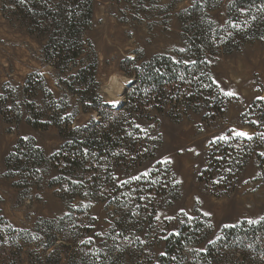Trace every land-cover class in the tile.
Instances as JSON below:
<instances>
[{
	"label": "rangeland",
	"instance_id": "374dc122",
	"mask_svg": "<svg viewBox=\"0 0 264 264\" xmlns=\"http://www.w3.org/2000/svg\"><path fill=\"white\" fill-rule=\"evenodd\" d=\"M26 1L0 0V264H151L165 254L167 237L183 226L194 240L185 245L177 264H197L199 254L226 228L264 221L261 40L208 54V70L225 96L223 103L181 98L132 118L143 129V149L150 156L121 161L113 175L121 184L158 164L173 172L175 180L165 195L149 200L158 206L155 220L143 223L136 216L135 224L115 228L120 216L114 207L90 196L88 189L74 196V187L65 183L66 178L80 181L81 169L50 159L70 130L100 118L94 106L117 100V107L125 101L137 67L156 56L187 60L183 11L199 2L207 5L209 19L223 26L233 0H93L92 18L80 37H72L55 56L46 51L49 34L27 26L24 19L41 20L45 5L54 7L60 0H29L22 13ZM239 132L248 134L242 138L259 134L260 139L241 142L249 148H243L248 157L230 190L219 189L223 194L217 196L215 186L221 183L203 173L211 145ZM108 169L98 166L103 176ZM101 182L112 186L109 179ZM174 183L178 187L172 189ZM260 236L253 237L260 241ZM255 248L224 244L207 264H242L246 259L264 264Z\"/></svg>",
	"mask_w": 264,
	"mask_h": 264
},
{
	"label": "trees",
	"instance_id": "16d2710c",
	"mask_svg": "<svg viewBox=\"0 0 264 264\" xmlns=\"http://www.w3.org/2000/svg\"><path fill=\"white\" fill-rule=\"evenodd\" d=\"M22 6L23 13L29 8V0ZM207 8V5L197 2L181 13L185 42L182 53L186 54L187 60L156 56L137 67L135 79L126 91L125 101L117 107L102 103L98 107L94 106L100 118L86 126L70 130L66 136L67 141L50 157L60 166L81 169L82 174L77 176L80 181L66 178L65 183L74 187V196H82L88 189L90 196H95L106 202L107 206L114 207L120 216L115 228L117 226L124 229L126 224H135L136 216L138 221L143 223L155 220L158 206L149 200L157 195L164 196L167 185L171 184V178L175 180L170 169H164L162 164H158L146 175L116 184V177L113 175L115 166H121L127 159L139 158L141 155H145L144 158L150 156L146 155L147 152L143 149L146 141V138H143V129L133 122L135 114L144 117L152 109H162L169 102H176L181 98L188 101L203 99L212 105L223 103L225 96L208 70V54H215L219 50L229 53L248 42L264 41V0H233L229 4L226 23L223 26H217L209 19ZM45 9L47 13L41 20L35 22L29 15L25 16L24 21L28 23L27 26L41 28L49 34L46 51L55 56L63 52L62 49L69 44L72 37H80L86 22L92 18L93 0H60L54 7L49 8L46 4ZM28 20L30 22H27ZM84 110H87V107ZM137 136L142 138L137 139ZM257 139H260L259 134L250 139L231 135V140L218 139L212 143L210 161L203 173L207 174L205 179L221 183L215 186L218 188L215 191L217 196L223 194L219 189L225 192L230 190L238 177L239 167L248 157L243 148H249L242 147L241 142L253 144L258 142ZM21 148L22 145H19L16 152ZM38 151L40 150L35 152ZM14 157L15 155H11V159ZM105 164L110 169L103 176L100 175L98 166ZM108 179L112 186L100 184ZM175 186L178 187V184L174 183L172 189ZM114 230L113 227V232ZM13 232L21 233V230L12 229L11 233ZM223 233L222 238L199 254L195 259L197 264H207L208 259L219 254L221 245L233 243H240L243 247L253 245L264 258V221L258 224L245 222L226 228ZM258 234H261L260 241L253 237ZM192 237L194 236L186 232V226L178 233L170 234L166 239L165 254L160 256L159 262L151 259L150 263L177 264L176 259L183 253L185 245L194 240ZM53 242L54 240L50 243ZM242 264L253 262L246 259Z\"/></svg>",
	"mask_w": 264,
	"mask_h": 264
},
{
	"label": "snow or ice",
	"instance_id": "6c2138e0",
	"mask_svg": "<svg viewBox=\"0 0 264 264\" xmlns=\"http://www.w3.org/2000/svg\"><path fill=\"white\" fill-rule=\"evenodd\" d=\"M227 95H233V93H231V92H228V93H226ZM110 103H112L113 105H116V104H118L119 103V101H117V100H113V101H110ZM237 135H240V136H247L248 134L247 133H244V132H239V133H237ZM224 137H222V139H223ZM249 138H251L250 136H249ZM206 215H208V213H206ZM251 222H255V221H251Z\"/></svg>",
	"mask_w": 264,
	"mask_h": 264
},
{
	"label": "bare ground",
	"instance_id": "6f19581e",
	"mask_svg": "<svg viewBox=\"0 0 264 264\" xmlns=\"http://www.w3.org/2000/svg\"><path fill=\"white\" fill-rule=\"evenodd\" d=\"M121 93V92H120ZM117 94V93H116ZM122 94V93H121ZM118 95V94H117Z\"/></svg>",
	"mask_w": 264,
	"mask_h": 264
}]
</instances>
